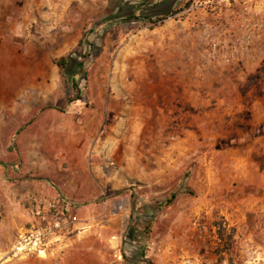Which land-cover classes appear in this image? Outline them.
<instances>
[{"label": "rangeland", "instance_id": "374dc122", "mask_svg": "<svg viewBox=\"0 0 264 264\" xmlns=\"http://www.w3.org/2000/svg\"><path fill=\"white\" fill-rule=\"evenodd\" d=\"M162 1L0 0V166L81 221L42 258L0 214V264H264V0Z\"/></svg>", "mask_w": 264, "mask_h": 264}, {"label": "built area", "instance_id": "2783aa9c", "mask_svg": "<svg viewBox=\"0 0 264 264\" xmlns=\"http://www.w3.org/2000/svg\"><path fill=\"white\" fill-rule=\"evenodd\" d=\"M231 3L232 0H199L195 7H225ZM27 205L31 208V221L18 233L14 247L17 254H36L45 258L79 229V216L60 200L36 196L29 199Z\"/></svg>", "mask_w": 264, "mask_h": 264}, {"label": "crops", "instance_id": "0c3cea01", "mask_svg": "<svg viewBox=\"0 0 264 264\" xmlns=\"http://www.w3.org/2000/svg\"><path fill=\"white\" fill-rule=\"evenodd\" d=\"M29 137L31 138V136ZM20 138L24 139L26 137L23 135ZM0 158L5 159V153L0 154ZM23 159L26 167L30 168L33 156L29 148L23 152ZM22 174V171H19L16 167L7 166L5 163L0 166V214L9 217H21L27 225L31 221V208L27 205V201L33 197L41 196L46 199H57L67 206L69 204L66 202L79 203L77 201L78 196L68 195L61 188L52 184L29 179L21 180Z\"/></svg>", "mask_w": 264, "mask_h": 264}, {"label": "trees", "instance_id": "16d2710c", "mask_svg": "<svg viewBox=\"0 0 264 264\" xmlns=\"http://www.w3.org/2000/svg\"><path fill=\"white\" fill-rule=\"evenodd\" d=\"M174 5V0H165L162 2H159L157 5L155 6H148V7H137V12H138V16L134 15L133 17L141 20L144 19L146 21H153L155 18H157V16H161V15H166L167 13H172V6ZM164 12V13H162ZM166 13V14H165ZM132 15L133 11L132 9H130V11H128L127 13H125V15ZM157 23V21H156ZM71 59L69 58H63L58 62V65L63 67L64 69L68 70L69 66L71 65ZM81 67H83V64L80 65ZM74 88L76 89L77 93H78V97L76 99H74L73 101H70V105L73 102H77V104H81L82 100L81 98V94H82V90L80 88V86L78 85V83L75 81L74 82ZM231 248V245H229V250ZM142 257H144V255H142ZM148 264H152L151 262H148Z\"/></svg>", "mask_w": 264, "mask_h": 264}]
</instances>
